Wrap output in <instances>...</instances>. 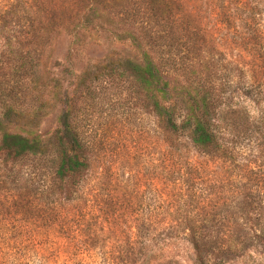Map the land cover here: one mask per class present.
Here are the masks:
<instances>
[{
	"label": "rangeland",
	"instance_id": "1",
	"mask_svg": "<svg viewBox=\"0 0 264 264\" xmlns=\"http://www.w3.org/2000/svg\"><path fill=\"white\" fill-rule=\"evenodd\" d=\"M96 1L98 10L92 14L96 19L89 29L81 30L77 26L84 8ZM37 4L41 12L35 27L14 26V36L31 33L17 41L22 45L15 51L29 53L35 67L21 83L24 92H0L12 107L2 117L0 103V140L6 132L39 137L44 153L14 160L0 152V264H195L194 250L184 241L190 235L185 225L206 218L209 206L204 201L209 194L228 198L221 188L231 180L229 164L205 156L187 136L164 131L136 78L126 72L113 81L104 68L122 61L120 70L125 72L127 61L139 60L141 52L132 41L116 35L135 25L132 33L148 26L143 23L146 16L135 21L132 14L153 9L168 32L173 30L180 38L160 40L157 49L162 57L177 61L170 62L177 78L170 81L181 115L185 105L179 100L206 93L196 91L202 83L215 87L210 96H217L226 107L238 101L244 104L251 124L264 110V92H253L262 97L247 98L248 92L234 91L237 85L250 83L247 76L242 79L235 72L234 63L257 64L242 50L240 37L246 29L239 2L226 0V12L219 8L223 0H43ZM91 13L87 11L89 19ZM260 16L264 31L263 9ZM235 18L241 20L243 31ZM201 24L213 44L198 41L196 51L190 53L184 44L202 38L195 29ZM1 45L0 61L5 51ZM190 60L203 63L208 73L198 67L197 74L186 76L190 70L184 63ZM262 77L257 73L258 81ZM70 105L74 123L83 121V139L91 143L87 153L91 169L80 187L70 180H55L53 174L60 118ZM237 153L238 162L264 172L259 134L243 135ZM88 206L98 208L97 214L90 215ZM224 218L234 220L232 215ZM213 219L217 226L203 235L215 245L224 238L220 234L224 220L223 216ZM154 223L177 228L154 229ZM171 237L178 239L170 248H154ZM257 249L231 264H264V246Z\"/></svg>",
	"mask_w": 264,
	"mask_h": 264
},
{
	"label": "trees",
	"instance_id": "2",
	"mask_svg": "<svg viewBox=\"0 0 264 264\" xmlns=\"http://www.w3.org/2000/svg\"><path fill=\"white\" fill-rule=\"evenodd\" d=\"M43 0H0V44L5 50L2 53L0 61V92H24L21 83L34 73L35 64L29 53L16 52L22 44L17 41L21 37L27 39L31 33L26 32L24 35H13L15 27L23 28L24 24L35 27L38 14L41 10L38 8V2ZM242 14L245 16L244 23L246 31H243L241 20L236 19L237 32H241L240 42L242 50L248 57L257 61V64H236L234 70L242 79L244 76L249 78L250 83L246 85H237L235 92H248L247 98L262 97L263 94L254 95L253 92H264V31L261 25L260 11L264 10L262 0H237ZM219 2V0H218ZM51 4H54L53 1ZM95 4V3H94ZM99 4V3H98ZM38 8V9H37ZM222 11H227L226 0L219 6ZM90 19L87 11H91ZM98 10V5L85 7L81 23L77 26L81 30H87L93 23V12ZM147 17L140 29L131 32L117 33V39L131 40L141 52L138 61L129 60L127 64L129 70L121 72L120 66L123 64L119 61L115 64H109L104 69L108 77L113 81L121 78L126 72H129L136 78L135 83L144 92L152 104L153 112L159 120V126L169 134L187 136L192 146L203 153L205 156L216 158L221 162L229 164L227 173L230 174L229 188H221L226 192L228 198L217 196L214 192L204 204L209 206L206 218L193 224H186L190 235L184 241L194 250L196 261L195 264H231L236 260L243 259L245 256L257 253L258 245L264 246V172L259 166L247 165L244 162H238L239 140L243 135L259 134L264 144V110L261 116L253 119L251 124L250 115L244 104L239 101L225 106L219 103V98L210 92H216V88L207 84H200V91L206 92L203 95L194 96L189 100H179L183 103L185 112L184 116L178 111V102L174 101L172 95L170 79L177 80L173 75V65L170 63L176 60L168 59L160 55L161 51L157 49L160 40H179L175 32L167 30L165 22L161 20L158 13L152 9V13L134 12L132 17L135 21L139 18ZM139 25L141 24L138 22ZM198 34L202 38L195 41L189 40L188 45L184 44L188 51H196L195 43H212L208 29L201 24L198 28ZM20 33V32H19ZM18 33V34H19ZM144 41L156 51L157 55L153 56L151 50L145 48ZM182 45V44H181ZM241 50V49H240ZM190 60L184 63L187 70H190L186 76L197 74V68L206 73L208 70L200 61ZM243 68V69H241ZM248 69V70H247ZM263 75L258 81L257 73ZM209 76H211L209 74ZM250 76V77H249ZM262 80V81H261ZM235 84V81L232 82ZM193 87V83L190 85ZM264 99V98H263ZM13 102V101H12ZM0 103L4 112L2 117L12 110L11 102L7 98L0 96ZM10 104V105H9ZM230 107V108H228ZM6 109V110H5ZM1 118V116H0ZM239 120H244L245 124H240ZM260 120V125L258 122ZM82 122L76 120L75 124L72 116V106H68L66 112L60 118V128L57 131V141L59 152L53 160V174L55 180L66 181L80 187L84 182V177L90 171L89 158L87 153L91 149V143L83 139ZM0 152L6 154L14 160H20L27 156H38L44 153L43 142L39 137H24L17 134L4 133L0 140ZM218 169V168H217ZM230 204V206H228ZM98 208L88 206V212L94 216ZM101 209V208H100ZM227 215H232L234 220H226ZM222 217L224 223L220 226L224 228L220 234L224 236L218 242L212 245L207 236L203 235L216 227L214 217ZM213 219V220H212ZM152 227L175 229L176 225L166 223L158 225L154 223ZM178 238L171 237L165 241L162 246L155 245L154 248H170L172 242ZM175 240V241H174Z\"/></svg>",
	"mask_w": 264,
	"mask_h": 264
}]
</instances>
